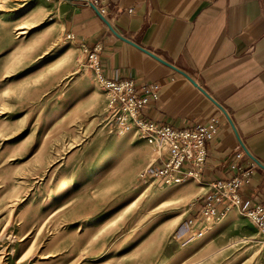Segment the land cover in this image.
<instances>
[{"label":"rangeland","instance_id":"374dc122","mask_svg":"<svg viewBox=\"0 0 264 264\" xmlns=\"http://www.w3.org/2000/svg\"><path fill=\"white\" fill-rule=\"evenodd\" d=\"M90 55L51 0H0V264H264L235 206L177 237L197 178L153 176L158 151L118 127Z\"/></svg>","mask_w":264,"mask_h":264},{"label":"crops","instance_id":"0c3cea01","mask_svg":"<svg viewBox=\"0 0 264 264\" xmlns=\"http://www.w3.org/2000/svg\"><path fill=\"white\" fill-rule=\"evenodd\" d=\"M51 1L63 33L85 51L96 50L103 80L132 81L138 92L159 86L157 100L142 110L145 119L179 129L220 120L217 135L206 143L201 171L186 177L197 178L201 193L176 235L194 234L209 223L202 207L214 186L231 178V165L254 163L245 154L238 158L242 149L227 120L182 75L116 38L92 6ZM116 5L119 11L108 16L113 30L191 77L225 109L247 151L264 165V0H116ZM162 167L163 160L150 165L153 173ZM239 199L252 205L264 201V171H253ZM230 205L227 199L213 203L214 216Z\"/></svg>","mask_w":264,"mask_h":264},{"label":"built area","instance_id":"2783aa9c","mask_svg":"<svg viewBox=\"0 0 264 264\" xmlns=\"http://www.w3.org/2000/svg\"><path fill=\"white\" fill-rule=\"evenodd\" d=\"M93 6L108 22L111 10L119 11L116 0H76ZM130 13L131 10H128ZM68 37V36H67ZM94 59L93 66L108 97V108L118 127L125 132H133L138 139L158 151L163 167L153 173L155 178H161L165 183L179 184L187 175L197 176L206 158V143L218 133L220 120L212 118L204 124L193 128L179 129L169 125H161L145 119L143 108L158 98V85L144 87L140 92L135 89L132 81H106L98 72L96 50L90 55ZM244 153L239 152L238 158ZM255 164L245 165L234 163L230 170L233 175L226 182L217 183L215 192L204 206L202 215L207 219L214 216L213 203L227 199L255 227L264 246V201L256 204L242 202L239 199V189L249 184Z\"/></svg>","mask_w":264,"mask_h":264},{"label":"water","instance_id":"95a60500","mask_svg":"<svg viewBox=\"0 0 264 264\" xmlns=\"http://www.w3.org/2000/svg\"><path fill=\"white\" fill-rule=\"evenodd\" d=\"M93 10L95 12V14L99 17V19H101V21L107 26V28L109 29V31L118 39H120L121 41L135 47L136 49L140 50L141 52L145 53L146 55L150 56L151 58L155 59L156 61H158L159 63L165 65L166 67H169L171 70L179 73L180 75H182L185 79H187L194 87H196L220 112L221 114L224 116V118L227 120V122L229 123L234 135L237 138V141L240 145V148L242 149V152L256 165V167L262 171H264V165H262L260 162H258L245 148V146L243 145V143L241 142V140L239 139L235 127L229 117V115L227 114V112L225 111V109L219 104L217 103L214 99H212L200 86H198L191 77H189L187 74H185L183 71L177 69L176 67L170 65L169 63H166L164 61H162L161 59H159L158 57H156L154 54L150 53L149 51L139 47L138 45H136L135 43L119 36L111 27L110 23L103 17L101 16L98 11L96 10L95 7H93Z\"/></svg>","mask_w":264,"mask_h":264},{"label":"bare ground","instance_id":"6f19581e","mask_svg":"<svg viewBox=\"0 0 264 264\" xmlns=\"http://www.w3.org/2000/svg\"><path fill=\"white\" fill-rule=\"evenodd\" d=\"M28 9V8H27ZM34 9V8H33ZM28 11V10H27ZM26 11V12H27ZM23 12V11H22ZM25 13V12H24ZM28 13V12H27ZM25 15V14H24ZM18 17V16H17ZM12 19H15V18H12ZM45 30H47L48 31V29H49V27H46V28H44ZM64 49V48H63ZM226 223H227V221H223V222H221V223H218V224H216L213 228H212V231H211V234L212 235H215V234H217V233H219L220 231H223L224 229H225V227H226Z\"/></svg>","mask_w":264,"mask_h":264},{"label":"snow or ice","instance_id":"6c2138e0","mask_svg":"<svg viewBox=\"0 0 264 264\" xmlns=\"http://www.w3.org/2000/svg\"><path fill=\"white\" fill-rule=\"evenodd\" d=\"M5 95H7V93H5Z\"/></svg>","mask_w":264,"mask_h":264}]
</instances>
